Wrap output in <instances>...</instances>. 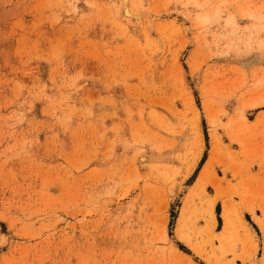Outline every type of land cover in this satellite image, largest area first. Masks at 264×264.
Here are the masks:
<instances>
[{
    "label": "rangeland",
    "instance_id": "rangeland-1",
    "mask_svg": "<svg viewBox=\"0 0 264 264\" xmlns=\"http://www.w3.org/2000/svg\"><path fill=\"white\" fill-rule=\"evenodd\" d=\"M262 95L264 0H0V264H264Z\"/></svg>",
    "mask_w": 264,
    "mask_h": 264
},
{
    "label": "bare ground",
    "instance_id": "bare-ground-1",
    "mask_svg": "<svg viewBox=\"0 0 264 264\" xmlns=\"http://www.w3.org/2000/svg\"><path fill=\"white\" fill-rule=\"evenodd\" d=\"M216 14H217V12H215L214 13V17H216ZM229 17V18H228ZM228 21L229 22H232L233 23V18H232V16H230V15H228ZM209 18H210V15H208L207 13H205V12H201V13H198L197 14V16H196V19H197V23L198 24H200V25H203V24H206L207 23V21H209ZM259 82V81H258ZM257 103H264V96L262 95V96H260L259 98H258V100H255V101H252V102H250L248 105L249 106H255V104H257ZM212 120V119H211ZM211 122V121H210ZM211 124H212V122H211ZM216 126V125H215ZM214 126V127H215ZM215 142H216V139L214 140ZM214 141L212 142L213 143V145H214ZM214 149V148H213ZM225 216V215H224Z\"/></svg>",
    "mask_w": 264,
    "mask_h": 264
},
{
    "label": "crops",
    "instance_id": "crops-1",
    "mask_svg": "<svg viewBox=\"0 0 264 264\" xmlns=\"http://www.w3.org/2000/svg\"><path fill=\"white\" fill-rule=\"evenodd\" d=\"M260 111H264V109H260V110H258V111H256V113H255V115L258 113V112H260ZM256 117V116H255ZM253 118V120H251V121H254L256 118ZM257 168V167H256ZM259 170H258V168L256 169V170H254V172H258ZM256 210L257 209H255V212H256ZM257 211H259V210H257ZM243 212H247V210L246 209H243ZM256 215H258L259 216V213L257 214L256 213ZM264 223V222H263Z\"/></svg>",
    "mask_w": 264,
    "mask_h": 264
}]
</instances>
